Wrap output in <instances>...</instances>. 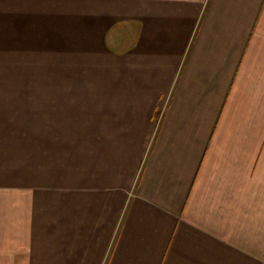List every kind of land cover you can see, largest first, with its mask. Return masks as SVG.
Masks as SVG:
<instances>
[{"label": "crops", "instance_id": "obj_1", "mask_svg": "<svg viewBox=\"0 0 264 264\" xmlns=\"http://www.w3.org/2000/svg\"><path fill=\"white\" fill-rule=\"evenodd\" d=\"M3 75L0 264H264V0H0Z\"/></svg>", "mask_w": 264, "mask_h": 264}, {"label": "rangeland", "instance_id": "obj_2", "mask_svg": "<svg viewBox=\"0 0 264 264\" xmlns=\"http://www.w3.org/2000/svg\"><path fill=\"white\" fill-rule=\"evenodd\" d=\"M36 61H34V64H35ZM1 66L3 67V74H7L9 72V69L7 68L8 67V60H2L1 61ZM36 73H40L41 74V69H40V62H38V65H37V69H36ZM40 74H35L31 77H28V82H33V83H41L43 81V76H41ZM11 77H9L8 75H3L2 77L0 76V82L2 83H8L10 82V79ZM16 82H26L25 81V77H16Z\"/></svg>", "mask_w": 264, "mask_h": 264}]
</instances>
